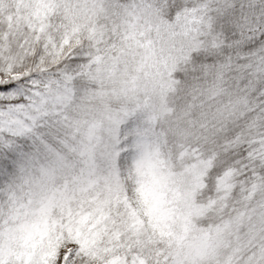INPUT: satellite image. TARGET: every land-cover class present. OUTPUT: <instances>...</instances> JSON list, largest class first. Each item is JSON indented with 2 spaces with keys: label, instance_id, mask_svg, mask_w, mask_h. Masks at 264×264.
<instances>
[{
  "label": "snow or ice",
  "instance_id": "obj_1",
  "mask_svg": "<svg viewBox=\"0 0 264 264\" xmlns=\"http://www.w3.org/2000/svg\"><path fill=\"white\" fill-rule=\"evenodd\" d=\"M0 264H264V0H0Z\"/></svg>",
  "mask_w": 264,
  "mask_h": 264
}]
</instances>
